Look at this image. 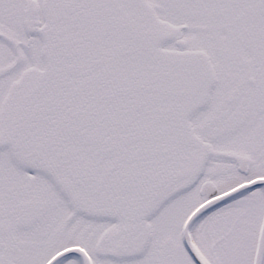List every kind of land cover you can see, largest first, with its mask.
I'll use <instances>...</instances> for the list:
<instances>
[{"label":"snow or ice","instance_id":"1","mask_svg":"<svg viewBox=\"0 0 264 264\" xmlns=\"http://www.w3.org/2000/svg\"><path fill=\"white\" fill-rule=\"evenodd\" d=\"M0 264H264V0H0Z\"/></svg>","mask_w":264,"mask_h":264}]
</instances>
